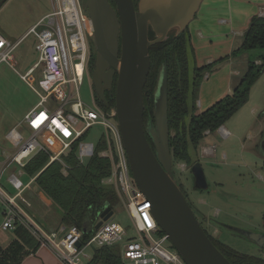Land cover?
I'll return each mask as SVG.
<instances>
[{
    "label": "built area",
    "instance_id": "built-area-1",
    "mask_svg": "<svg viewBox=\"0 0 264 264\" xmlns=\"http://www.w3.org/2000/svg\"><path fill=\"white\" fill-rule=\"evenodd\" d=\"M258 15H264V9ZM83 30L92 33L90 18L83 15L80 0H57V7L45 19L28 29L37 39L38 59L21 77L40 99L5 134L9 146L0 147V229L24 227L41 245L50 247L62 264H88L94 249L123 241L126 230L109 219L85 238L76 225L60 224L54 230H46L35 220L31 202L24 197L36 176L25 184L20 179L27 161L39 151L48 154V163L59 160L65 168L63 155L74 149L82 163L93 156L99 141L104 140L105 148L99 154L108 157L111 164L104 182L124 199L141 236L119 245L122 260L125 264H186L174 248L167 247V236L157 235L160 229L152 214V203L138 188L130 170L115 107H91L79 97L78 87L86 74L88 57ZM17 44L18 41L12 43L0 35V62L13 67L12 52ZM38 67L41 71L36 80L33 73ZM94 126L104 129L96 143L87 140ZM24 130L28 132L26 136ZM221 133L229 134L226 129ZM13 166L14 171L5 179L7 185L3 184L2 175ZM8 186L15 191L13 194L8 192Z\"/></svg>",
    "mask_w": 264,
    "mask_h": 264
},
{
    "label": "rangeland",
    "instance_id": "rangeland-1",
    "mask_svg": "<svg viewBox=\"0 0 264 264\" xmlns=\"http://www.w3.org/2000/svg\"><path fill=\"white\" fill-rule=\"evenodd\" d=\"M242 1V6L247 10L251 8L254 9L253 11H258L260 5H264V0ZM80 3L83 15L88 17L85 0H80ZM240 6L235 4L236 13L239 18H242L245 14L240 11ZM56 7L57 0H6L0 7V35L12 43L18 41L12 52L13 67L6 62H0V147L9 146L5 134L11 127L19 123L25 113L40 99L21 77L38 59L37 39L33 33L28 32V29L40 18L45 19L46 15ZM220 7L223 9L220 8L217 12L213 24H216L218 29L225 31L226 21L220 19L229 18L224 14L226 13V1L221 2ZM227 14H229L228 11ZM40 28L41 26H39ZM83 34L87 51L95 50L93 34L86 30H83ZM225 38L226 35H221L209 39L223 40ZM241 41L242 37L238 34L230 44L231 48H229V42L220 43L209 49L205 58L199 57V61L203 64L198 65L196 62L198 66L211 63L212 67L204 73L198 88L195 101L197 109L200 110L208 103L206 95V102L201 99V105L198 104L199 97H201V86L206 83L205 80L208 77L209 84L206 83L205 91H208L209 94L216 91V97H214L218 99L224 94L232 92L234 85L246 70L249 59L264 55V48L237 51ZM227 51H229L228 54ZM209 58L210 60H208ZM40 71L41 68L38 67L33 73L36 80ZM228 83L230 92L221 88ZM34 86L37 87L36 81ZM78 93L82 102L91 107L97 106L95 91L88 71L78 87ZM223 126L229 132L228 135L225 136L218 130L221 126L211 133L205 131V136L197 146V161L200 162L209 185L207 190H197L193 186L185 160H175L173 171L176 179L183 183L197 219H199L198 211H200L201 215L212 220V224L208 222L207 227L203 224V229L205 228L213 234L212 241L216 245L221 247L227 244L240 253L261 255L248 239L233 233L223 224L248 231L264 226V156L262 154L264 153V138L261 137L264 132V71L251 86L246 102L223 123ZM102 131L104 129L101 126H94L88 132L87 140L96 143ZM23 133L25 136L28 134L26 130ZM207 148H210L209 152L205 151ZM178 166L186 169L181 170ZM14 169L13 166L4 172L1 177L3 184H6V176ZM31 176L25 172L20 176V179L25 184L31 179ZM8 192L13 194L15 191L8 186ZM24 197L31 202L30 210L38 221L42 219L48 228L58 224L57 212L59 209L54 205L51 206L35 182H32L31 188L24 192ZM116 199L117 202L109 220L119 223L126 230L123 241L117 242L122 245L128 238H141V236L135 230L125 201L117 191ZM203 215L200 220L203 219ZM1 233L3 234L1 235L2 240L6 238L5 241H7L15 238L13 230H3ZM5 241L3 242L5 243ZM169 243L168 240L167 247L172 249ZM87 251L90 253L91 249Z\"/></svg>",
    "mask_w": 264,
    "mask_h": 264
},
{
    "label": "water",
    "instance_id": "water-1",
    "mask_svg": "<svg viewBox=\"0 0 264 264\" xmlns=\"http://www.w3.org/2000/svg\"><path fill=\"white\" fill-rule=\"evenodd\" d=\"M201 1L137 0L135 4L134 0H113L114 6L110 0H85L95 41V64L90 77L95 93L109 107L104 91L111 90L116 75V120L132 176L151 201L159 229L182 260L186 264H232L201 226L174 175L169 149L165 62L155 89L154 122L149 120L145 127L143 117V88L150 70L149 47L187 28ZM4 2L0 0V6ZM150 29L154 33L152 39ZM190 171L195 188L207 190L209 185L200 162L196 161ZM112 214L109 207L103 210L95 228ZM226 227L253 240L260 237L259 233Z\"/></svg>",
    "mask_w": 264,
    "mask_h": 264
},
{
    "label": "trees",
    "instance_id": "trees-1",
    "mask_svg": "<svg viewBox=\"0 0 264 264\" xmlns=\"http://www.w3.org/2000/svg\"><path fill=\"white\" fill-rule=\"evenodd\" d=\"M136 1L134 0L135 4ZM149 38H154L151 29ZM257 48H264V15L258 14L250 18L237 51ZM149 56L150 70L143 88L144 125L147 127L149 120L154 122L155 89L165 62L167 121L172 163L175 160H185L191 165L198 160L197 146L205 136L204 132L211 133L217 130L246 102L251 86L264 71V55L249 59L246 70L234 85L232 92L202 111L195 106L197 91L204 73L212 67V64L202 66L196 64L188 26L178 34L172 33L166 40L150 46ZM93 60L94 54L91 62L87 61L86 71L89 73L93 68ZM115 81L116 75L114 84ZM111 92L110 96L105 97L109 107H114V89ZM95 96L96 104L104 110L107 109L96 93ZM146 135L153 147L147 131ZM105 145L104 140L99 141L93 156L82 163L78 162L75 150L72 149L62 156V161L67 165L65 168L59 160L48 163L49 156L43 151L34 154L24 166L25 172L36 176L34 182L51 206L54 205L59 209L58 224L78 226L83 232V238L95 230L103 210L108 207L113 210L117 202L115 188L104 182L111 169L110 159L99 154ZM13 233L15 238L12 242L4 249L0 246V264H20L25 256L34 253L39 246L38 240L24 227H17ZM163 234V231L158 230L157 235ZM209 237L212 240V237ZM170 246L173 248L171 244ZM216 247L232 264H264V259L238 254L225 246L216 245ZM88 264L125 263L121 258L119 244H113L94 249Z\"/></svg>",
    "mask_w": 264,
    "mask_h": 264
},
{
    "label": "crops",
    "instance_id": "crops-1",
    "mask_svg": "<svg viewBox=\"0 0 264 264\" xmlns=\"http://www.w3.org/2000/svg\"><path fill=\"white\" fill-rule=\"evenodd\" d=\"M224 1H226V13H224V14L228 15L229 18L228 19H225V18L220 19L219 18V19L221 21H226L225 22V24H226L225 31L218 29L216 27V24H213L214 18L216 16L217 12L221 8L220 7L221 2L224 3ZM242 3H243L242 0H234V1L233 0H202L200 2L198 10L196 11L192 20H190V22L188 23V32L190 34L191 44H192V47L194 49L195 60H196L198 65L203 64L199 61V57L202 56V58H205L207 56V51L209 49H211L213 46H216L220 43L229 42V48H231L230 44H232L234 37L237 36L238 34H240V37H242L243 31L247 27L250 18L256 14H259V11L264 9V5H260L258 11H253L254 9H251V8H249L247 10L244 6H242ZM235 4H237V6H238V4L241 5L240 11L245 14L244 17L239 18V15L236 13ZM233 7H235V9H232ZM222 9L223 8H221V10ZM227 11L229 14H227ZM39 20H37L31 26L36 24ZM221 35H226V38L223 40L222 39H215V40L209 39V38H213V37H219ZM229 51H230V49H229ZM229 51H227V54ZM210 58L208 60H210ZM236 73H238V72H236ZM208 79H209V77L205 80L207 84H209ZM206 83H204L203 86H201V91H200L201 97H199L198 104L201 105V99L204 102H206V100H205L206 95H207L206 99H208V103H206L205 107L200 108V111L206 109L207 107L212 105L216 100L219 99V98L215 99L216 91L214 93L212 91L211 94H209L208 91H205ZM221 88L227 89V91L230 92L229 83L227 85H224ZM221 97H223V96H221ZM222 128L225 129V127L223 125H222ZM222 128H220V129H222ZM220 129H218V130L220 131ZM37 217L41 219V217H39V216H37ZM34 218H35V220H37L35 217V214H34ZM40 221L37 220V222L39 224H41L48 231L54 230L57 228L58 225H60V224H58L55 227L48 228V226L42 221V219ZM2 231L3 230L0 229V246H1V248L4 249L12 242V240L14 238L8 239L7 241H5L6 238L2 240V238H3L1 236V235H3L1 233ZM4 231H7V230H4ZM3 241H5V243ZM20 264H62V263L56 257L55 253L52 251V249L50 247H48L46 245H41L39 242V246L37 247L35 252L25 256L23 258V260L20 262Z\"/></svg>",
    "mask_w": 264,
    "mask_h": 264
},
{
    "label": "flooded vegetation",
    "instance_id": "flooded-vegetation-1",
    "mask_svg": "<svg viewBox=\"0 0 264 264\" xmlns=\"http://www.w3.org/2000/svg\"><path fill=\"white\" fill-rule=\"evenodd\" d=\"M114 6H115V4L113 3V0H112V2H111ZM92 54H94V60H93V67H94V64H95V50H90V51H88V57H87V61H88V63L89 62H91V59H92ZM115 84H114V80H113V82H112V86H111V90H109V89H105V91H104V94H105V96L106 95H108V96H110V94H111V91H113V89L115 90ZM262 134H263V136H261L262 138H264V132H262ZM263 154V153H262ZM197 161V160H196ZM196 161H194L191 165H189V167H187V168H189V172H190V176H191V179H192V181H193V186L195 187V178H194V176H193V174L191 173V171H190V167L196 162ZM175 175V174H174ZM176 181L178 182V184H179V187H180V189L182 190V192L184 193V195H185V197H186V199L188 200V202L190 203V200L188 199V193L185 191V187H184V185H183V183L182 182H180L179 180H177L176 179ZM197 190H200V189H197ZM198 214H199V222H200V224H201V226L203 227V224L207 227V224H208V222H209V224H212V220H209L207 217H205L203 214V219L202 220H200L202 217V215H201V213H200V211H198ZM201 215V216H200ZM263 220H264V217H263ZM264 222V221H263ZM208 224V225H209ZM221 224V223H220ZM221 226H222V224H221ZM223 226L226 228V226L223 224ZM254 228V227H253ZM229 230H231L230 228H228ZM204 230L206 231V233L209 235V236H213V234L210 232H208L205 228H204ZM233 233H235V234H237V235H240V234H238L237 232H235V231H233V230H231ZM252 232H254V233H259L260 234V237H259V239L258 240H253V239H250V238H248V237H245L244 235H240V236H243L244 238H246V239H248L249 241H250V244L251 245H253L254 246V248L261 254V255H250V254H245V253H240V252H238V251H236V253H238V254H242V255H249V256H254V257H258V258H261V259H264V226H262V227H256V228H254L253 230H251ZM225 247H227L228 249H233L232 247H230L229 245H227L226 244V246ZM234 250V249H233ZM227 251V250H226Z\"/></svg>",
    "mask_w": 264,
    "mask_h": 264
},
{
    "label": "snow or ice",
    "instance_id": "snow-or-ice-1",
    "mask_svg": "<svg viewBox=\"0 0 264 264\" xmlns=\"http://www.w3.org/2000/svg\"><path fill=\"white\" fill-rule=\"evenodd\" d=\"M44 117H43V114H41V117H40V119H43Z\"/></svg>",
    "mask_w": 264,
    "mask_h": 264
},
{
    "label": "bare ground",
    "instance_id": "bare-ground-1",
    "mask_svg": "<svg viewBox=\"0 0 264 264\" xmlns=\"http://www.w3.org/2000/svg\"><path fill=\"white\" fill-rule=\"evenodd\" d=\"M221 131H224V129L222 128Z\"/></svg>",
    "mask_w": 264,
    "mask_h": 264
}]
</instances>
